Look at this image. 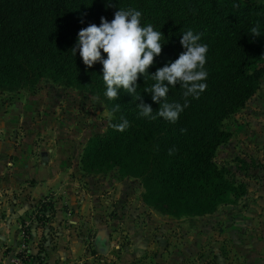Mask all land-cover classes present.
I'll list each match as a JSON object with an SVG mask.
<instances>
[{
	"label": "rangeland",
	"instance_id": "rangeland-1",
	"mask_svg": "<svg viewBox=\"0 0 264 264\" xmlns=\"http://www.w3.org/2000/svg\"><path fill=\"white\" fill-rule=\"evenodd\" d=\"M110 112L94 91L48 78L0 90L3 212L38 181L29 164L44 166L40 181L50 182L20 218L27 232L14 253L24 244L25 264H264V78L223 120L229 139L214 157L246 192L205 215L154 209L140 180L117 167L82 169Z\"/></svg>",
	"mask_w": 264,
	"mask_h": 264
},
{
	"label": "trees",
	"instance_id": "trees-1",
	"mask_svg": "<svg viewBox=\"0 0 264 264\" xmlns=\"http://www.w3.org/2000/svg\"><path fill=\"white\" fill-rule=\"evenodd\" d=\"M128 8L141 12V26L151 24L163 34L162 52L149 74L138 78L133 94L151 105L152 115L159 104L144 92L154 83L150 73L178 57L188 30L202 34L198 42L208 46L207 87L199 98L187 97L175 123L140 116V100L122 89L117 100H109L102 65L87 68L78 49L72 53L81 28L99 25L102 16L111 21L117 9ZM257 22L264 34V0H0V90L48 78L94 91L111 110L120 104L112 123L124 118L128 127L95 134L82 155V169L117 167L138 178L144 201L162 213L209 214L246 192L214 157L229 139L223 120L245 105L264 78V35L250 34ZM183 91L179 84L169 86L167 101L183 105Z\"/></svg>",
	"mask_w": 264,
	"mask_h": 264
},
{
	"label": "clouds",
	"instance_id": "clouds-1",
	"mask_svg": "<svg viewBox=\"0 0 264 264\" xmlns=\"http://www.w3.org/2000/svg\"><path fill=\"white\" fill-rule=\"evenodd\" d=\"M141 15L140 11L128 8L117 9L111 21L102 16L99 25L90 23L78 31L77 43L71 50L75 55L78 49L79 56L87 68L97 62L102 65L105 96L109 100H117L118 90L122 89L135 101L140 100V103L136 104L140 116L153 120L161 117L175 123L183 108L187 107V97L199 98L200 93L207 87L203 81L208 75L204 67L208 46L198 42L202 34H194L192 30H188L181 35L180 44L184 50L178 57L150 73L154 83L145 88L144 92L150 93L152 101L159 104L156 114L152 115L151 105L144 103L140 94H133L136 93L138 78L149 74L148 69L153 65L155 57L161 54L163 34L154 30L151 24L141 26ZM250 34L253 37L264 35L258 22L250 29ZM177 84L184 90L183 105L167 101L169 86L175 87ZM119 109L120 104L116 103L107 114L110 121ZM121 120V123H110L109 126L124 131L129 122L124 118ZM173 151L169 150V154Z\"/></svg>",
	"mask_w": 264,
	"mask_h": 264
},
{
	"label": "crops",
	"instance_id": "crops-1",
	"mask_svg": "<svg viewBox=\"0 0 264 264\" xmlns=\"http://www.w3.org/2000/svg\"><path fill=\"white\" fill-rule=\"evenodd\" d=\"M28 167L29 173L39 178L33 187H28L30 190V196H19V198H15L14 205L12 204L13 206L9 209L10 212L8 214L3 212L4 208L0 206V264H8L9 256L18 249L19 244L23 239L22 233L24 232V227L20 224V218L25 215V211L38 203L42 196L41 193H45L46 188L50 183L46 180L45 182L40 181V179H42V173L46 171L42 168L44 166L34 168L33 164H29ZM1 202H3L2 198H0V203Z\"/></svg>",
	"mask_w": 264,
	"mask_h": 264
},
{
	"label": "built area",
	"instance_id": "built-area-1",
	"mask_svg": "<svg viewBox=\"0 0 264 264\" xmlns=\"http://www.w3.org/2000/svg\"><path fill=\"white\" fill-rule=\"evenodd\" d=\"M25 251V245H21V250L19 252H15L8 259V264H25V255L23 254Z\"/></svg>",
	"mask_w": 264,
	"mask_h": 264
}]
</instances>
